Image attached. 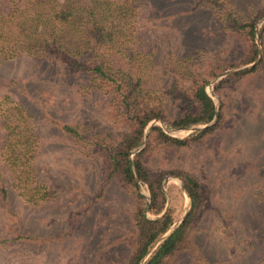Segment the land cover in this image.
Here are the masks:
<instances>
[{"label":"rangeland","instance_id":"374dc122","mask_svg":"<svg viewBox=\"0 0 264 264\" xmlns=\"http://www.w3.org/2000/svg\"><path fill=\"white\" fill-rule=\"evenodd\" d=\"M138 6L127 14L120 54L130 57L131 71L165 99L172 116L186 111L200 77L225 116L203 143L146 157L151 172H190L203 194L196 247L169 264H264V0H142ZM245 24H254L258 55L241 65L247 45L236 25ZM227 64L235 67L221 71ZM253 68L216 93L228 75ZM114 112L103 90L48 58L0 62V172L10 205L5 212L0 206V264H126L135 197L104 160V146L123 131ZM53 119L80 136L65 134ZM212 121L183 129L157 119L148 125L187 139ZM146 128L131 160L146 143ZM165 179L160 214L150 212L146 186L137 189L148 205L145 217L158 219L167 208L173 226L189 201L181 178ZM13 230L36 241L11 242Z\"/></svg>","mask_w":264,"mask_h":264},{"label":"trees","instance_id":"16d2710c","mask_svg":"<svg viewBox=\"0 0 264 264\" xmlns=\"http://www.w3.org/2000/svg\"><path fill=\"white\" fill-rule=\"evenodd\" d=\"M141 1L0 0V62L20 56L48 58L61 65L71 77H87L94 89L103 90L111 98L115 117L123 131L111 147L104 146V160L110 174L117 175L135 197L132 214L134 242L126 264H139L144 254L174 222L171 211L154 220L145 217L144 211L148 205L138 192L139 183L146 186L149 192L150 212L160 214L165 206V195L161 188L163 178L170 174L183 180L192 199L190 211L144 263L169 264L177 255L196 247L194 226L203 212V194L200 183L190 172H151L145 162L146 157L162 151L189 149L203 143L224 125L225 116L220 112L212 126L187 139L171 137L160 127H152L143 149L133 160L130 159L131 152L143 142L144 131L150 121L157 119L174 129H183L207 124L215 116L214 102L205 90L206 80L194 78L186 98V111L179 116H172L165 99L147 88L143 77L139 78L131 71L130 57L120 56L125 49L123 39L130 26V16L127 14L137 9ZM236 29L244 33L247 45L240 64L255 61L258 51L254 40V24L236 25ZM234 67L233 64H227L221 71ZM255 69L228 75L218 83L216 93L220 95L222 89L232 84L238 75L243 76ZM51 124L59 125L65 134L73 138L80 136L76 127L54 119ZM16 144L10 146L13 148ZM15 151L12 150L13 153ZM134 170L138 177L137 183ZM1 178L0 172V206L5 212L10 209L9 194ZM13 227L10 226L8 232ZM13 236L11 242L36 241L34 236L18 230H13Z\"/></svg>","mask_w":264,"mask_h":264},{"label":"water","instance_id":"95a60500","mask_svg":"<svg viewBox=\"0 0 264 264\" xmlns=\"http://www.w3.org/2000/svg\"><path fill=\"white\" fill-rule=\"evenodd\" d=\"M252 65H254V63L252 64ZM217 117H218V110H217V107L215 106V116H214V118H213V121L210 123V124H208V126L206 125V127L205 128H207V127H209V126H211V125H213L214 123H215V121H216V119H217ZM151 126H152V124L150 123L148 126H147V128H146V132H145V137H146V135L148 134V131H149V129L151 128ZM204 128V129H205ZM141 147H142V145H140V146H138L137 147V151L139 150V149H141ZM134 173H135V179H136V183L138 182V177H137V174H136V171L134 170ZM168 178V177H167ZM166 180L167 179H165L164 181H163V183H162V187L164 188V184L166 183ZM182 188H183V190H184V192L186 193V196H187V198H188V207H187V210L184 212V214H183V216L181 217V219L179 220V222H177L176 224H174L172 227H170V229H168L164 234H163V236L161 237V238H159L151 247H150V249L144 254V256L142 257V259L140 260V262H139V264H144L145 262H146V260L150 257V255L175 231V229L183 222V220L185 219V217L187 216V214H188V212L190 211V208H191V205H192V199H191V196H190V194H189V192H188V190H187V188H186V186L182 183ZM163 188H162V191L164 192V190H163ZM168 207V206H167ZM167 211V208H165V211H164V213L161 215V216H163L164 214H165V212ZM160 216V217H161Z\"/></svg>","mask_w":264,"mask_h":264}]
</instances>
